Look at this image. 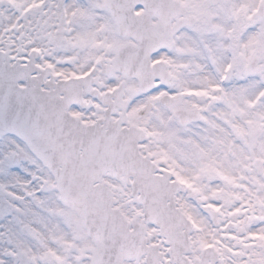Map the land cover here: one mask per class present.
I'll return each instance as SVG.
<instances>
[{
  "label": "snow or ice",
  "instance_id": "1",
  "mask_svg": "<svg viewBox=\"0 0 264 264\" xmlns=\"http://www.w3.org/2000/svg\"><path fill=\"white\" fill-rule=\"evenodd\" d=\"M0 264H264V0H0Z\"/></svg>",
  "mask_w": 264,
  "mask_h": 264
}]
</instances>
